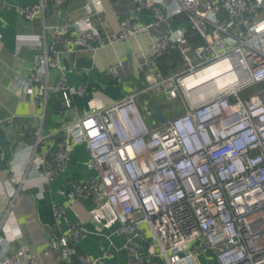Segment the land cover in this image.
<instances>
[{"label":"built area","instance_id":"2783aa9c","mask_svg":"<svg viewBox=\"0 0 264 264\" xmlns=\"http://www.w3.org/2000/svg\"><path fill=\"white\" fill-rule=\"evenodd\" d=\"M135 1L153 20L124 18L110 43L129 40L181 14L203 40L196 44L184 30H170L153 39L140 66L142 73L152 75L145 91L180 97L184 112L150 128L136 92L108 105L96 102L84 115L76 113L60 128L64 137L52 153L38 149L43 140L38 133L24 172H13L7 187L0 188L8 198L0 220L14 214L24 192L55 181L66 170L73 146L84 145L90 154L86 166L98 176L74 181L71 195L92 200V222L116 226L129 264L155 258L166 264H200L193 247L197 241L215 251L218 264H264V0ZM92 4L96 13L104 10L102 0ZM3 7L0 0V12ZM48 7L41 0L19 11L34 20L44 17ZM72 26L75 32L69 34L67 28L45 25L34 69L12 84L21 96L33 97L36 106L47 108L50 95L59 92L63 108L71 110L73 97L86 93L83 86L67 84L64 60L74 52L94 54L102 34L78 20ZM174 48L186 67L162 77L157 59ZM53 69L61 75L51 83ZM108 73L116 75V67ZM254 84L262 87L242 99L239 92ZM66 211L55 208L56 217H65ZM88 233L84 224H73L69 233L50 238L44 254L60 250L70 260L71 242ZM109 257L108 249L102 256L85 253L80 263L106 264ZM0 264L38 263L23 236L15 234L0 235Z\"/></svg>","mask_w":264,"mask_h":264},{"label":"crops","instance_id":"0c3cea01","mask_svg":"<svg viewBox=\"0 0 264 264\" xmlns=\"http://www.w3.org/2000/svg\"><path fill=\"white\" fill-rule=\"evenodd\" d=\"M40 1L2 0L0 123L5 128L11 127L12 134H5L8 140L6 144L0 141V188L7 187L8 178L13 172H24L32 148L37 145L38 133L43 137L38 149H47L52 153L53 145L64 137L60 128L76 113L86 114L96 102L108 105L136 92H145L151 85L152 75L142 73L140 66L145 62L153 39L173 29H182L188 33L189 28H192L187 18L180 21L174 16L169 22L146 33L129 40L110 43L109 37L119 32L121 20L129 17L146 23L153 20L152 13L147 10L139 11L135 0H102L104 10L100 13L95 12L92 0H46L49 7L44 17L28 20L22 16L19 11L21 6L38 4ZM77 20L84 28L98 29L102 40L94 54L74 52L65 58L67 84L83 86L86 93L73 97L71 110L62 108L56 114L50 105L47 108L36 106L33 97H23L15 92L12 84L27 78L34 69L35 56L41 51L37 40L45 34V25L67 28L71 34L75 32L72 24ZM46 41H51L49 31L46 32ZM111 66L116 67V75L108 73ZM60 75L59 70H51L50 82L57 81ZM2 152H5L4 157L1 156ZM89 160L90 154L86 146H73L66 170L55 181L24 192L14 214L0 220V235H22L38 264H81L82 254L102 256L106 249L110 252L106 264H129V256L122 249L124 239L116 233V226L105 228L92 222L89 215L92 200H76L71 195V184L74 181L98 176L97 170L87 168ZM7 206V196L0 194V218ZM59 206L67 210L65 217L60 219L55 214V208ZM73 224H84L89 233L79 242H71L74 252L70 260L65 259L60 250L45 255L44 250L50 238L69 233ZM196 245L200 264H218L212 248L201 246L200 241ZM76 248L80 254L76 253ZM153 260H149L148 264H166L160 258Z\"/></svg>","mask_w":264,"mask_h":264},{"label":"trees","instance_id":"16d2710c","mask_svg":"<svg viewBox=\"0 0 264 264\" xmlns=\"http://www.w3.org/2000/svg\"><path fill=\"white\" fill-rule=\"evenodd\" d=\"M184 17H186L185 14H181L176 16L175 18H177L178 20L182 21L184 20ZM187 35L190 37V41L196 44H200L203 40L200 36H198L197 34L194 33L192 28H189V31L187 33ZM181 53L180 50L178 48H174L171 49L168 53L162 55L161 57H159L157 59V65H158V69H159V73H163V74H167L169 71L173 70L176 67V61L180 62L181 61ZM141 75H143L141 73ZM148 93V91L142 92L138 94V98L142 97V96H146ZM62 100H63V96L61 93H54L51 94L48 100V105L51 106V108L53 109V111L58 114L60 112V110H62L63 108V104H62ZM138 100L137 99V104H138ZM148 104L150 103V106H145L144 108H140V111L142 113V115H146V116H153L154 119L153 121L150 120L151 125H153V127L157 126L156 124H159V121L156 117V109L159 106L158 102L155 100V98H151V99H147L145 100ZM139 106V105H138ZM162 108V107H161ZM50 156V155H49ZM76 253L80 254V252L78 251V249L76 248ZM75 258V256H73Z\"/></svg>","mask_w":264,"mask_h":264},{"label":"rangeland","instance_id":"374dc122","mask_svg":"<svg viewBox=\"0 0 264 264\" xmlns=\"http://www.w3.org/2000/svg\"><path fill=\"white\" fill-rule=\"evenodd\" d=\"M193 61H196L197 59L192 56ZM176 67L169 71L167 74H160V76L162 77H168L172 74H174L175 72L181 71L183 69H185L186 64L184 59L181 57V61L178 62L176 61ZM262 87L261 84H254L251 86H248L244 89H242L239 92V95L242 99H247L249 98L251 95L257 93L260 88ZM147 99H151V98H155V100L158 102L159 106L162 107L164 114L166 115V119L170 120L178 115H180L182 112H184V106H183V101L181 100L180 97L178 98H170L168 95H166L164 92H160L156 89H150L148 90V93L146 96H142L140 98H138V105L140 108H144L145 106H150V103L148 104L145 100ZM145 121L148 124V126L150 128L153 127V125H151L150 120L153 121L154 117L151 116H146L144 115ZM158 125V124H156ZM193 247H198L196 245V243L193 244Z\"/></svg>","mask_w":264,"mask_h":264},{"label":"water","instance_id":"95a60500","mask_svg":"<svg viewBox=\"0 0 264 264\" xmlns=\"http://www.w3.org/2000/svg\"><path fill=\"white\" fill-rule=\"evenodd\" d=\"M65 62H67V59L64 60ZM156 117L158 119V121L160 123H165L166 122V115L164 114L163 110L161 107H157L156 109ZM12 134V128L11 127H3V125L0 123V141L4 144H6L8 142V140H6L5 138V134Z\"/></svg>","mask_w":264,"mask_h":264}]
</instances>
